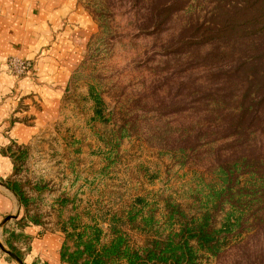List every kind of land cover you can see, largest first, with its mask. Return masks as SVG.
Returning <instances> with one entry per match:
<instances>
[{
    "label": "rangeland",
    "instance_id": "obj_1",
    "mask_svg": "<svg viewBox=\"0 0 264 264\" xmlns=\"http://www.w3.org/2000/svg\"><path fill=\"white\" fill-rule=\"evenodd\" d=\"M183 1H187L184 9L169 16L159 32H152L151 0H79L84 23L71 29L60 50L70 63L67 85L57 98L35 95L58 101L54 117H47L49 122L26 144H0V156L9 147L11 151L23 147L25 152L16 174L11 159L4 156L12 169L0 177V194L15 205L11 211L0 210V245L23 264H29L36 255L33 245L44 238L52 240L55 253L60 254L64 235L59 223L70 215L78 214L87 223L90 216L125 211L137 196H148L149 201L153 195L176 196L193 170L202 172L208 166V147L198 149L199 156L181 168L178 159L158 143L160 136H175L180 124L198 120V111L206 109L209 101L199 99L196 91L201 84H210L206 72L212 70L211 62L198 67L187 62L215 51L199 37L213 4ZM167 6L170 11L177 8ZM90 90L100 100L99 106ZM32 106L36 112L48 111L36 100ZM19 108L27 110L26 104ZM96 108L100 117L94 113ZM30 119L34 116L11 118L10 123ZM260 146L264 153V131L258 135ZM8 180L25 185L31 198L28 216H37L39 225L25 219L18 197L6 187ZM62 197L68 201L60 208ZM9 216L16 218L3 223ZM124 230L133 243H143L145 235L127 226ZM39 263L35 257L33 264ZM0 264L18 263L0 248ZM202 264H264V230L245 233L220 258Z\"/></svg>",
    "mask_w": 264,
    "mask_h": 264
},
{
    "label": "trees",
    "instance_id": "obj_2",
    "mask_svg": "<svg viewBox=\"0 0 264 264\" xmlns=\"http://www.w3.org/2000/svg\"><path fill=\"white\" fill-rule=\"evenodd\" d=\"M151 3L152 32H159L187 1ZM167 3L175 4L176 10L170 11ZM209 3L213 4L209 21L199 37L215 51L196 56L197 62H187L197 67L211 62L212 70L206 72L210 84H201L196 91L199 99L209 101L206 109L198 111V120L180 124L175 136L166 134L158 139L181 168L199 156L198 149L208 147V166L202 172L193 170L176 196L153 195L150 201L148 196H137L125 211L90 216L87 223H82L78 214L61 220L62 263L202 264L220 258L245 233L264 230V153L258 147V135L264 131V0ZM200 29L195 28V33ZM90 96L99 106L100 100L91 90ZM94 113L101 115L99 108ZM1 153L11 159L16 174L18 161L25 158L24 148L11 151L9 147ZM6 187L18 197L25 219L39 225L37 216H28L31 198L25 185L8 180ZM34 189L42 191L38 185ZM67 201L59 198L60 208ZM125 226L145 235L141 245L131 241Z\"/></svg>",
    "mask_w": 264,
    "mask_h": 264
},
{
    "label": "crops",
    "instance_id": "obj_3",
    "mask_svg": "<svg viewBox=\"0 0 264 264\" xmlns=\"http://www.w3.org/2000/svg\"><path fill=\"white\" fill-rule=\"evenodd\" d=\"M85 13L79 0H0V144L10 141L26 144L54 117L56 100L65 89L71 75L70 63L62 56L63 38L84 23ZM9 57H18L31 63V70L23 79L14 78L6 64ZM41 95L35 96L36 94ZM29 98H26L28 97ZM59 96V95H58ZM57 96V97H58ZM55 97V98H57ZM33 100L48 110L36 112ZM26 104V111L20 109ZM46 113V114H45ZM34 116L26 123L13 120ZM12 169L7 157L0 156V177ZM4 194V193H3ZM15 205L0 194V210L11 211ZM34 243V242H33ZM33 245L36 255L29 264H66L55 253L56 245L44 238ZM33 251V250H32Z\"/></svg>",
    "mask_w": 264,
    "mask_h": 264
},
{
    "label": "built area",
    "instance_id": "obj_4",
    "mask_svg": "<svg viewBox=\"0 0 264 264\" xmlns=\"http://www.w3.org/2000/svg\"><path fill=\"white\" fill-rule=\"evenodd\" d=\"M6 64L14 78L25 76L31 70V63L18 57H10Z\"/></svg>",
    "mask_w": 264,
    "mask_h": 264
},
{
    "label": "water",
    "instance_id": "obj_5",
    "mask_svg": "<svg viewBox=\"0 0 264 264\" xmlns=\"http://www.w3.org/2000/svg\"><path fill=\"white\" fill-rule=\"evenodd\" d=\"M13 193V192H12ZM15 196V195H14ZM11 218H16V216H9L7 218H5L4 222L5 223L6 221L10 220ZM0 248L1 250L6 253L8 256H10L16 263L18 264H23L22 261L13 253V252H10V251H7V250H4V248L0 245Z\"/></svg>",
    "mask_w": 264,
    "mask_h": 264
}]
</instances>
